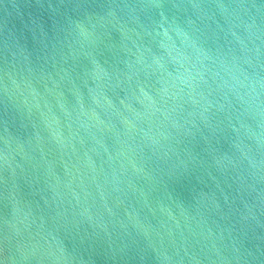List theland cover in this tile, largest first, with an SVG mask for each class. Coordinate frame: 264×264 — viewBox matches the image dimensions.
Masks as SVG:
<instances>
[{"label": "water", "instance_id": "obj_1", "mask_svg": "<svg viewBox=\"0 0 264 264\" xmlns=\"http://www.w3.org/2000/svg\"><path fill=\"white\" fill-rule=\"evenodd\" d=\"M0 264H264V0H0Z\"/></svg>", "mask_w": 264, "mask_h": 264}]
</instances>
